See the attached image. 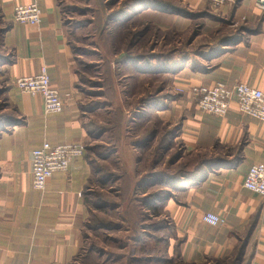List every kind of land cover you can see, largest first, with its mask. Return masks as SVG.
Segmentation results:
<instances>
[{"label": "crops", "instance_id": "obj_1", "mask_svg": "<svg viewBox=\"0 0 264 264\" xmlns=\"http://www.w3.org/2000/svg\"><path fill=\"white\" fill-rule=\"evenodd\" d=\"M58 1L0 0L12 19L4 35L11 56L6 68L9 80L35 75L45 66L51 85L64 99L62 112L45 114L40 95L23 93L14 84L6 92L9 105L23 121L0 131V264H75L85 241L83 229L90 211L86 197L93 173L88 146L95 138L87 125L85 93ZM181 1L209 16L192 43L213 35L208 48L225 49L207 59L193 54L197 61L174 75L175 85L188 90L216 82L247 83L264 91V11L254 0L224 5L218 13L206 0ZM32 2L41 9L40 24L13 22L14 7ZM148 14L155 13L147 10L140 16ZM155 16L162 28L174 22L179 31H186L192 25L180 17ZM172 103L166 110L182 119L180 137L185 145L194 152H208L219 163L191 182L185 206L172 209L178 236H186L183 251L189 250L192 258L230 255L239 236L247 234L252 242L245 250L248 264H264V197L242 185L249 166L264 163V123L241 114L234 102L224 116L203 112L189 92ZM43 141L78 142L85 148L67 172H55L40 192L31 185V151ZM208 211L223 217L224 224L207 228L200 217Z\"/></svg>", "mask_w": 264, "mask_h": 264}, {"label": "rangeland", "instance_id": "obj_2", "mask_svg": "<svg viewBox=\"0 0 264 264\" xmlns=\"http://www.w3.org/2000/svg\"><path fill=\"white\" fill-rule=\"evenodd\" d=\"M58 3L95 138L88 146L93 163L86 197L90 211L75 264H248L249 235L239 236L230 255L192 258L189 250L183 251L186 236H178L173 218L174 206L187 204L191 182L219 164L208 152L185 145L182 119L166 110L186 92L197 104L193 87L184 90L174 78L184 65L197 61L193 54L207 59L225 49L208 48L213 35L192 43L209 16L181 0ZM206 3L216 13L222 7ZM147 10L192 25L186 31L174 22L162 28L155 14L140 16ZM11 23L0 7V131L23 121L6 96L16 80H9L6 69L11 56L4 35ZM202 215L200 222L215 228Z\"/></svg>", "mask_w": 264, "mask_h": 264}, {"label": "built area", "instance_id": "obj_3", "mask_svg": "<svg viewBox=\"0 0 264 264\" xmlns=\"http://www.w3.org/2000/svg\"><path fill=\"white\" fill-rule=\"evenodd\" d=\"M237 0H210L214 7L233 4ZM256 7L264 11V0H254ZM42 12L36 2L17 5L13 9V22L19 24L38 25ZM15 87L27 94L40 95L45 114H57L64 108V99L49 80L45 66L31 76H20L15 80ZM197 97V105L203 112L224 116L234 102L237 110L259 122L264 123V91L247 83H237L233 86L216 82L209 86L193 87ZM84 144L62 143L51 145L48 141L31 151V185L34 190L43 192L48 179L55 172H67L70 163L84 153ZM243 187L264 197V163L256 162L249 166ZM202 221L217 227L225 220L214 212H205Z\"/></svg>", "mask_w": 264, "mask_h": 264}]
</instances>
